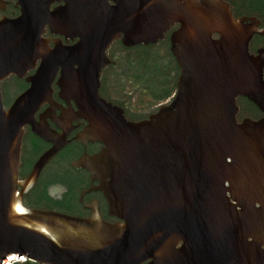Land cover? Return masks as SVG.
I'll list each match as a JSON object with an SVG mask.
<instances>
[{
	"label": "water",
	"instance_id": "95a60500",
	"mask_svg": "<svg viewBox=\"0 0 264 264\" xmlns=\"http://www.w3.org/2000/svg\"><path fill=\"white\" fill-rule=\"evenodd\" d=\"M31 1L20 0L19 18L0 20V82L34 71L7 109L0 89V264L11 254L34 264H264V51L248 52L257 22L235 19L223 0H120V10L90 31L85 9L76 16L78 9L49 12ZM56 22L76 44L49 47L44 26ZM175 24V96L130 122L99 96L105 50L119 36L124 47L156 44ZM58 73V97L76 106L67 114L88 124L78 140L102 145L73 165L98 182L90 190L103 193L115 223L103 220L97 203L88 218L22 203L65 144L46 122L58 121ZM239 97L262 117L239 123ZM42 105L49 109L36 122ZM27 125L53 146L21 181Z\"/></svg>",
	"mask_w": 264,
	"mask_h": 264
},
{
	"label": "flooded vegetation",
	"instance_id": "af4514ba",
	"mask_svg": "<svg viewBox=\"0 0 264 264\" xmlns=\"http://www.w3.org/2000/svg\"><path fill=\"white\" fill-rule=\"evenodd\" d=\"M223 1L229 6L235 19H244L246 20L245 24L248 25L251 24V20L257 22V33L253 34L248 44L249 54L257 56L260 51H264V0ZM31 2L37 3L36 8L39 7L38 5L40 3L47 4L49 12H54L69 6L75 12L77 9L79 10L76 16L81 15L80 10L83 8L87 13L85 20L88 22L90 31L102 27L104 24L103 21H106L107 18H112L110 9L112 11H115V9L120 10V0H32ZM21 14L22 5L20 0H0V20L2 18L14 20L19 18ZM53 24L52 26L45 25L44 33L42 34V38L48 42L50 48L54 47L55 42H60L63 46H72L79 40L77 37L67 38L61 34L63 30L59 28L60 22ZM56 27L58 28L56 29ZM178 27L179 25L177 24L171 26L164 34V38L158 40L156 44H140L132 47H124L122 44L123 36L114 39L105 50V56L109 60V64L100 72L99 96L101 98L103 96L108 97V93H116L115 90L120 93V81H118L120 78V46L127 49V51L142 52V54L135 56V58L144 60L148 57L144 52H148L150 47H155L163 43L169 44L170 49V37ZM52 30L56 33H53ZM213 37L217 38V35ZM33 74L34 71H29L23 78L11 75L0 82L4 107H10L14 100L29 88V83L26 79ZM58 77L59 73L52 83V98L55 106L58 107V109L56 108L54 110V115L58 118V121L52 122L50 119H46V122L51 131L64 138L65 144L42 168L34 186L23 195L22 203L31 206L35 210H47L76 218L90 217L91 210L88 206L97 203L99 213L103 220L109 223H115L118 220L115 217L109 216L107 202L103 193L98 190H90L91 188L97 187L99 185L98 182L92 181L89 171L83 168H76L73 165L81 158L97 155L102 145L98 142H82L78 140V136L88 124L82 119H75L70 114H67L76 111V106L73 101L65 102L58 97L59 88L56 85ZM116 101L120 104V98H117ZM113 105L120 107L117 104ZM48 109V105H42L35 113V121L39 122L41 115L46 114ZM62 110L65 111L63 115L61 113ZM244 119L250 118L245 117L242 120ZM52 146L51 143L44 141L34 134L30 126L27 125L24 127L19 180L23 181L29 176L37 160L50 150ZM83 191L88 192L82 195Z\"/></svg>",
	"mask_w": 264,
	"mask_h": 264
},
{
	"label": "trees",
	"instance_id": "16d2710c",
	"mask_svg": "<svg viewBox=\"0 0 264 264\" xmlns=\"http://www.w3.org/2000/svg\"><path fill=\"white\" fill-rule=\"evenodd\" d=\"M144 53L148 56L147 59L139 60L135 56L142 52L127 51L120 46V78L118 79L120 93L115 90L116 93L109 92L108 97L103 96L106 101L120 105V108L124 110L125 118L130 122L145 120L160 106L168 105L176 93L179 68L169 49V44H158ZM127 87L130 88L127 90ZM139 94L145 98V102H141V105L135 99ZM117 98H120V104L116 101ZM236 103L239 108L237 115L239 123L245 117L252 120L262 117L260 111L247 99L239 97ZM23 205L33 209L27 204Z\"/></svg>",
	"mask_w": 264,
	"mask_h": 264
},
{
	"label": "built area",
	"instance_id": "2783aa9c",
	"mask_svg": "<svg viewBox=\"0 0 264 264\" xmlns=\"http://www.w3.org/2000/svg\"><path fill=\"white\" fill-rule=\"evenodd\" d=\"M29 262L25 256L18 255V254H11L6 256L1 264H24Z\"/></svg>",
	"mask_w": 264,
	"mask_h": 264
},
{
	"label": "rangeland",
	"instance_id": "374dc122",
	"mask_svg": "<svg viewBox=\"0 0 264 264\" xmlns=\"http://www.w3.org/2000/svg\"><path fill=\"white\" fill-rule=\"evenodd\" d=\"M130 87H127V90L129 89ZM136 101L138 102L139 105H141V102H143L145 100L144 96H142L141 94L137 95L135 97ZM145 102V101H144Z\"/></svg>",
	"mask_w": 264,
	"mask_h": 264
}]
</instances>
